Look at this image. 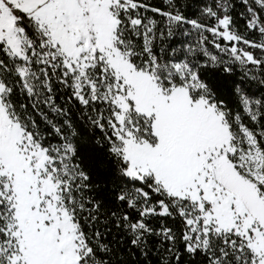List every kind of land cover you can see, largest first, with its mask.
I'll use <instances>...</instances> for the list:
<instances>
[{"label": "snow or ice", "instance_id": "6c2138e0", "mask_svg": "<svg viewBox=\"0 0 264 264\" xmlns=\"http://www.w3.org/2000/svg\"><path fill=\"white\" fill-rule=\"evenodd\" d=\"M239 3L243 31L235 0L197 18L181 0H0V264H115L113 227L160 264H264V96L236 83L233 107L204 78L264 84V0ZM73 111L107 146L115 210Z\"/></svg>", "mask_w": 264, "mask_h": 264}, {"label": "trees", "instance_id": "16d2710c", "mask_svg": "<svg viewBox=\"0 0 264 264\" xmlns=\"http://www.w3.org/2000/svg\"><path fill=\"white\" fill-rule=\"evenodd\" d=\"M154 6L165 7L163 0H148ZM185 14L191 18H197L199 0H181ZM242 7L239 0H235V7L231 14L235 24L243 31V20L240 18ZM158 18V17H157ZM255 38V37H250ZM179 40H174L173 44H178ZM204 78L220 93L224 100L230 105L235 106V98L232 94L234 84L241 83L249 93L255 94L257 98L264 96V84L259 80H246L242 75V69L239 66L234 67L232 73H224L220 69H210L204 74ZM60 102L59 97L57 98ZM72 120L76 126L79 135L76 138L78 155L88 171L94 183L100 185V191L97 193V198L103 199L106 209L115 210L116 204L109 195L112 189V161L107 155V146H101L97 140L101 137L99 130H92L85 125L84 120L79 117V114L73 111ZM154 226L159 225L154 222ZM109 241H113L115 250V264H160V253L156 249L155 240L150 241L147 255H144L136 248H133L123 232H117L113 227L111 233L107 236ZM199 261V257H197Z\"/></svg>", "mask_w": 264, "mask_h": 264}]
</instances>
